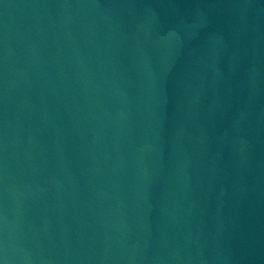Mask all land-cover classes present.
Segmentation results:
<instances>
[{
	"label": "water",
	"instance_id": "1",
	"mask_svg": "<svg viewBox=\"0 0 264 264\" xmlns=\"http://www.w3.org/2000/svg\"><path fill=\"white\" fill-rule=\"evenodd\" d=\"M0 264H264V0H0Z\"/></svg>",
	"mask_w": 264,
	"mask_h": 264
}]
</instances>
